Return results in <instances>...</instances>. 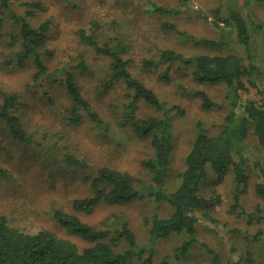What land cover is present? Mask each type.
I'll use <instances>...</instances> for the list:
<instances>
[{
	"label": "rangeland",
	"instance_id": "1",
	"mask_svg": "<svg viewBox=\"0 0 264 264\" xmlns=\"http://www.w3.org/2000/svg\"><path fill=\"white\" fill-rule=\"evenodd\" d=\"M44 2L46 8L32 17L30 22L34 26L46 20L53 22L47 44L50 52L46 61L48 71L56 73L58 78H64L60 70L70 73L78 82L84 97L108 122L110 132L100 137L88 122L78 128L65 126L60 115L52 113L39 98L40 90L48 88V84L39 81L40 86H31L36 70L31 63L13 70L0 66V85L9 91L22 92L31 97L30 103L35 104L36 111L30 112L33 118L30 127L37 131L36 139L42 143L26 147L9 138L1 140L0 166L6 176L0 178V217L27 232L45 228L83 246L78 239L68 237L63 230L54 226L51 218L54 210L73 214V200L91 194L89 185L81 181L82 176L71 177L64 172L60 165L61 157L69 153L88 163L93 171L106 165L146 179V171L140 163L151 152L148 143L134 138L127 126L123 128V135H114V129L122 126L121 109L131 99V92L123 83H116L108 91L104 90L105 84L102 83L108 76L101 67L106 68L108 61L97 57L91 47L81 42L78 32L83 30L86 35L95 34L98 45L123 47L122 58L127 60L128 71L164 103L171 121L173 146L170 167L165 176V188L169 192L180 183L179 175L185 168L184 160L196 135V126H202L209 136L219 134L231 112L227 94L231 95L230 99L233 97L224 84L211 86L192 82V69L189 67L173 65L167 68L166 64L159 63V54L166 50L180 53L185 58L200 54H234L246 61L252 60L261 72L259 87L264 90V31L260 35H255L253 31V24L264 21V5L256 0H189L183 7L177 0ZM15 3V13L22 14L24 8L17 6L18 1ZM149 5L179 9L180 14L158 15L151 11ZM233 10L238 11L247 22L251 37L248 53L236 41L232 28L214 24L216 14L224 19ZM165 25H172L175 30H168ZM188 39L218 41L224 47L220 51H212L196 46ZM1 40L0 59L15 46L8 40L3 44ZM164 73L168 75L166 81L160 78ZM27 85H30L29 89ZM64 92L63 87L53 92L58 104L67 103ZM198 93L206 94L217 107L204 110ZM237 99H240L238 102H244L246 99L259 98L256 91L251 89L246 93L238 92ZM162 113L142 101L138 102L135 110L138 118H159ZM43 132L48 135L45 140L42 139ZM255 143L251 131H248L247 152L257 154L259 151L264 155L260 150L256 151ZM252 157L256 159L254 154ZM51 170L53 172L50 175ZM207 182L204 194L208 196L213 191L222 201L200 218L196 242L180 260L175 259L173 251L187 238L185 235L151 240L143 225L146 217H168L171 209L165 203L143 198L125 206L100 204L90 215H76L82 222L100 227L108 218L122 216L134 233L138 248L147 253L152 252L153 264H207L209 257L205 247L219 255L223 264H255V261L263 259L264 201L255 193L256 175L250 169L249 182L239 190L240 207L236 210L233 209L235 193L231 174L218 186L212 183L211 177ZM256 207L259 208L258 212L255 211ZM240 211L254 213L257 219L247 223ZM254 236L259 241L254 240ZM248 257L251 260L248 261Z\"/></svg>",
	"mask_w": 264,
	"mask_h": 264
},
{
	"label": "trees",
	"instance_id": "2",
	"mask_svg": "<svg viewBox=\"0 0 264 264\" xmlns=\"http://www.w3.org/2000/svg\"><path fill=\"white\" fill-rule=\"evenodd\" d=\"M15 1H18L17 6L24 8L22 14L15 13ZM177 1L183 7L189 0ZM256 1L264 5V0ZM149 6L151 11L158 15L180 14L179 9ZM45 8L44 0H0V39L3 44L8 40L15 45L9 49L8 54L1 56L0 66L13 70L24 68L31 63L36 69L31 86H40L39 81L48 84V88L40 90L39 98L52 113L60 115L65 126L78 128L88 122L94 126L100 137L107 136L110 132L108 122L84 97L76 79L63 70L59 72L63 73L64 78H58L56 73L51 74L48 71L46 61L50 52L47 44L53 22L46 20L38 26L30 22L32 17ZM216 15L214 24L232 28L236 41L248 53L251 37L242 15L234 10L224 19ZM165 28L175 30L172 25H165ZM253 31L255 35H260L264 31V21L253 24ZM78 38L91 47L97 57L107 59V67H101L102 72L108 76L102 83L105 84L104 90L108 91L116 83H123L131 92V99L121 109L122 126L116 127L113 133L123 135V128L126 129L127 126L134 138L148 143L151 155L140 163L148 179L106 165L93 171L85 161L72 154H64L60 159L64 172L71 177L82 176L81 181L89 185L91 194L73 200L72 210L75 214L54 210L51 218L54 226L63 230L68 237L78 239L83 246L45 228L27 232L0 217V264H153L152 252L147 253L138 248L136 237L122 216L108 218L103 227H100L88 225L76 215H90L100 204L125 206L143 198L165 203L170 207L171 214L168 217H146L143 219V225L151 240L185 235L187 238L173 251L175 259L180 260L196 242L200 218L205 217L207 211L215 209L222 201L213 191L208 196L204 194L209 177L212 183L218 186L227 175H232L235 193L233 209L236 210L240 207L239 190L249 182L251 169L257 179L255 193L264 201V155L258 151L264 153V90L259 87L261 72L252 60L246 61L234 54H200L189 58L170 50L159 54V63L166 64L167 68L173 65L189 67L192 69V82L211 86L224 84L233 97L230 99L231 95L227 94L231 112L219 134L209 136L202 126H196V135L184 160L185 168L179 175L180 183L168 192L165 188V176L170 167L173 146L171 121L168 111L164 109V103L128 71L127 60L122 58L123 47L98 45L95 34L86 35L83 30L78 32ZM188 40L196 46L212 51H220L224 47L222 42L213 40ZM80 66L83 68L82 64ZM160 78L166 81L168 75L164 73ZM59 87H63L65 91L66 104L57 103L53 92ZM26 88L29 89L30 85ZM251 89L256 91L259 99L238 102V92L246 93ZM33 92L32 90L31 93ZM198 95L204 110L217 107L206 94ZM29 99L31 97L22 92L9 91L0 85V150L1 140L7 138L26 147L42 144L36 139L37 131L31 130L30 127L33 122L30 112L36 111V106L30 103ZM139 101L154 110L162 111V116L136 117L135 110ZM248 131H251L255 139L257 154L247 152ZM46 132L41 133L44 140L48 137ZM252 154L256 159H253ZM5 176L6 172L0 166V178ZM258 210L256 207L255 211ZM240 213L245 215L247 223L257 219L254 213ZM254 240L259 241L257 236H254ZM205 253L209 257L207 264H223L219 255L210 248L205 247ZM262 257L263 259L259 258L255 264H264V256ZM247 260L251 258L248 257Z\"/></svg>",
	"mask_w": 264,
	"mask_h": 264
}]
</instances>
